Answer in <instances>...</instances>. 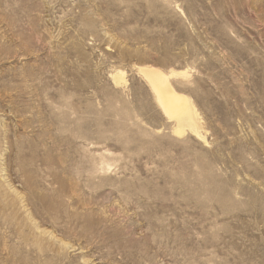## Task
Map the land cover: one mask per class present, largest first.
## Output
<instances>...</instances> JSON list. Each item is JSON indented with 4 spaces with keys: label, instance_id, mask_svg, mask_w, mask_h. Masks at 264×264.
<instances>
[{
    "label": "rangeland",
    "instance_id": "1",
    "mask_svg": "<svg viewBox=\"0 0 264 264\" xmlns=\"http://www.w3.org/2000/svg\"><path fill=\"white\" fill-rule=\"evenodd\" d=\"M0 264H264V0H0Z\"/></svg>",
    "mask_w": 264,
    "mask_h": 264
},
{
    "label": "bare ground",
    "instance_id": "2",
    "mask_svg": "<svg viewBox=\"0 0 264 264\" xmlns=\"http://www.w3.org/2000/svg\"><path fill=\"white\" fill-rule=\"evenodd\" d=\"M140 72L151 87L161 110L168 118H173L176 121V132L180 133L182 131V122L189 121L193 131L198 134L196 110L191 105L190 100L183 93L176 91L168 81V76L174 74V72L171 71L167 75L150 67L141 69Z\"/></svg>",
    "mask_w": 264,
    "mask_h": 264
}]
</instances>
